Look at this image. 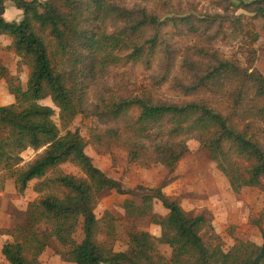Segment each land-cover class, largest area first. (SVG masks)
<instances>
[{"label": "trees", "instance_id": "1", "mask_svg": "<svg viewBox=\"0 0 264 264\" xmlns=\"http://www.w3.org/2000/svg\"><path fill=\"white\" fill-rule=\"evenodd\" d=\"M127 1L0 0V36L9 39L7 49L29 68L24 87L0 65V79H7L16 99L0 104V173H10L19 193L33 180L43 193L29 203L23 224L0 230L13 238L2 247L4 259L43 264L41 255L50 247L74 264H264V210L254 220L263 242L237 239L226 250L209 208L185 210L183 195L163 190L167 181L156 188H127L94 164L85 151L87 140L78 129H69L94 98L93 113L113 123L91 134L103 151L118 143L131 162L173 169L190 153L188 141L194 138L235 193L245 187L264 192V74L255 65L260 34L253 27V19L264 20V0H209L217 9L213 12H197L196 0H152L154 6L134 8ZM8 2L22 10L20 20L5 17ZM170 29L196 39L184 46L180 72L173 77L175 88L189 99L161 100L152 89L103 90L110 66L151 62L157 45H165L163 77H169L176 63L173 52L180 49L173 48ZM229 39L241 41L245 65L216 47ZM46 98L60 109L64 134L54 120L55 109L41 103ZM30 149L42 151L25 162L23 153ZM65 163L77 165L83 175L63 172ZM106 189L140 198V203L124 201L127 215L149 217L161 234L131 231L129 248L121 251L100 242L95 207ZM156 201L165 214L154 210ZM107 216L112 234L114 217ZM161 245L171 249L170 257L160 252Z\"/></svg>", "mask_w": 264, "mask_h": 264}, {"label": "rangeland", "instance_id": "2", "mask_svg": "<svg viewBox=\"0 0 264 264\" xmlns=\"http://www.w3.org/2000/svg\"><path fill=\"white\" fill-rule=\"evenodd\" d=\"M9 10H16L22 17V10L8 2ZM130 8L136 6H154L152 0H128ZM197 12H213L214 8L209 0H196ZM243 13L239 10L238 13ZM17 20V21H18ZM264 20L262 18L253 19V27L260 34L259 40L255 43L258 51L256 68L264 74ZM172 32L174 47L180 49L173 52L176 56L175 67L171 75L163 77L164 58L162 47L157 45L156 53L151 62H129L125 61L109 67L106 77L103 80V90H117L125 87L130 92H140L143 89H152L153 94L169 102H182L190 97L184 96L173 85V77L178 75L179 62L182 60V50L186 44L195 43L196 39L191 34L178 33L174 29ZM10 43L5 36H0V65L6 66L9 75L19 77L23 86L27 87L29 68L22 62L14 52L7 49ZM166 44V43H165ZM216 47L219 48L223 56L237 57L243 65L246 61L245 48L239 39H229L228 41H218ZM170 47L169 49H173ZM244 48V49H243ZM128 55V54H127ZM125 60V59H124ZM16 101L14 94L9 90L6 78L0 79V104L9 105ZM96 100L90 98L88 110L79 113L71 122L69 129H78L88 144L86 153L92 157L96 166L108 175L120 180L127 188L144 186L146 188H156L167 181L164 191L168 194L183 195L182 205L185 210H198L204 207L209 208L214 214V226L216 232L224 241V248L230 249L237 239L253 241L261 244L263 242L262 230L256 225L254 220L259 213L264 210V192L254 188L245 187L240 193H235L228 177L218 168L217 163L206 156L201 150L198 140L189 139L190 153L187 154L178 165L171 169L161 163L131 162L127 150L118 143L112 145L110 150L103 151L92 142V133L101 132L113 123L108 120L99 119L94 112ZM41 103L51 105L56 113L54 120L60 127L62 134L66 131L60 119V109L53 103L51 98L41 100ZM32 149L23 153L25 162L33 159L37 153ZM60 169L65 173L83 175L81 169L73 163H65ZM38 180H33L23 193L16 189L15 179L7 171L0 173V230L12 229L25 222V211L29 203L38 199L43 193L36 190ZM127 198H134L140 203V198L131 195H122L115 190L106 189L98 195L95 213L99 219V229L97 238L100 242L113 244L115 250L121 251L129 248V236L131 231H149L152 234L160 235L161 226L152 223L149 217L133 218L127 215L124 208V201ZM154 210L165 214L167 210L159 201L155 202ZM113 216L114 232L108 234L107 215ZM264 226V225H263ZM83 221L81 220L77 232L76 240L83 239ZM13 238L8 234L0 233V262L10 264L4 259L2 247L7 241ZM160 252L166 257L171 256V249L168 246H160ZM43 264H74L64 261L50 247L41 255Z\"/></svg>", "mask_w": 264, "mask_h": 264}, {"label": "crops", "instance_id": "3", "mask_svg": "<svg viewBox=\"0 0 264 264\" xmlns=\"http://www.w3.org/2000/svg\"><path fill=\"white\" fill-rule=\"evenodd\" d=\"M12 5H9V3H7V8H6V11H5V17L8 19V20H18V18H20V13L17 12L16 10L12 11V10H9V7H11ZM14 6V5H13ZM22 18V17H21Z\"/></svg>", "mask_w": 264, "mask_h": 264}]
</instances>
